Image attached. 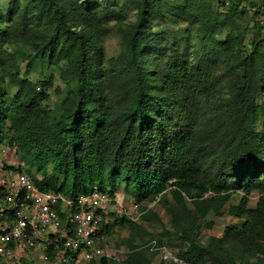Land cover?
I'll return each instance as SVG.
<instances>
[{"label":"trees","instance_id":"trees-1","mask_svg":"<svg viewBox=\"0 0 264 264\" xmlns=\"http://www.w3.org/2000/svg\"><path fill=\"white\" fill-rule=\"evenodd\" d=\"M219 5L214 0H22L0 33V46L6 41L21 47L28 72L56 70L63 97L58 111L50 110L43 90L50 78L34 83L9 57L8 67L0 66V145L15 149L28 173L41 177L36 183L42 190L73 197L97 185L114 197L122 183L148 220L160 218L144 204H167L163 195L172 188L177 197L169 211L181 210L188 220L179 221L186 240L177 245L180 260L249 264L244 255L250 251L256 257L252 264H264V131L255 130L257 99L264 95V33L246 44L241 28L264 0H228L220 5L223 10ZM126 10L134 11L133 22L123 21ZM158 18L186 23L185 32L198 42L196 61L174 49L167 60L150 59L151 25ZM112 28L121 50L103 60L99 44ZM223 31L224 38L217 37ZM8 84L15 88L11 94ZM237 191L243 196L227 213L244 221L228 230L226 240L240 239L243 251L225 249L215 238L198 242V221L210 212L220 214ZM253 192L258 198L249 208ZM115 222L133 224L125 216ZM155 255L130 246L121 264H152ZM108 261L102 257L100 264Z\"/></svg>","mask_w":264,"mask_h":264},{"label":"rangeland","instance_id":"rangeland-1","mask_svg":"<svg viewBox=\"0 0 264 264\" xmlns=\"http://www.w3.org/2000/svg\"><path fill=\"white\" fill-rule=\"evenodd\" d=\"M22 0H0V33H5L8 27L9 21L12 19V15L20 8ZM101 1V0H100ZM104 2H113L114 0H102ZM217 4L228 3V0H214ZM219 5V9L224 8ZM221 7V8H220ZM253 15L247 16L245 20L241 22V28L244 36V42L250 44L257 38L262 37L264 33V7L262 9H255ZM126 17L124 22H133L135 20L134 11L126 10ZM28 19H33V16L28 17ZM111 25L114 21L110 22ZM256 23L258 24L256 26ZM152 31L155 35V44L153 46V51L149 54L150 59L157 56H162L164 60L169 59L171 49H174L176 53L185 55L190 61H196L199 57L198 42L194 35L185 32L186 23L176 22L170 18L156 19L152 25ZM227 31H223L217 37L224 38ZM0 46V66L5 65L8 67V62L6 61L9 57L15 66L19 67V72L21 76H24L34 83L39 80L47 81L50 78V84L43 88V90L48 94L49 100L47 105L50 110L58 111L60 104L62 102L64 85L59 77L56 70L48 71L46 73L40 74L36 71H26L25 61L21 60L20 52H22L21 47L11 46L6 41ZM99 50L102 54L103 60H108L119 54L121 50V41L119 34L115 29H111L107 34L101 38L99 44ZM164 60L162 63H164ZM219 62V61H218ZM222 67H217L216 72H220ZM7 82L8 80L5 79ZM9 94L13 93L15 88L8 84ZM257 103L260 107L258 120L255 124V130L257 132L264 131V95L259 96ZM0 165L4 168H13L21 171L22 173L40 179L41 177L34 171L30 170L28 173V168L23 164V162L18 158L15 149H11L5 144L0 145ZM114 197L116 199V205L114 207V213L112 215L108 214L106 217L107 222L104 223V237L101 242L107 253L111 255L108 264H121L125 258L128 248L130 246L135 248L148 249L149 243L152 241H158L163 243V246L168 248L174 255L177 253V245H182L185 243V239L180 237L179 233V221L181 224H186V220L183 215V211H178L172 209L169 211L170 206L173 207L174 200L177 197V193L174 192L172 188L167 189L163 195V199L167 201V204H162L161 201L151 202L149 210L156 213L160 221H152L146 219L139 210L136 209V202L132 197H128L124 191V185L122 183L117 184V188L114 192ZM243 196L241 191L233 193L230 199L227 201L226 205L220 210V214L210 212L204 219L199 220L198 223L200 228L197 232V240L203 244H207L212 238L218 239L220 244L225 249L238 252L243 251L241 245V240L232 241L226 240L228 230L232 227H240L243 223V219H237L228 215L227 210L230 205H237ZM258 195L256 192L251 193L249 197L248 207L253 208L257 202ZM175 206V205H174ZM187 206L191 207L190 202L187 201ZM146 207V204H144ZM122 216H126L132 221V225L129 226H119L116 225V219ZM207 224H210L208 228ZM108 226V233L105 228ZM172 242V244H168ZM259 243V242H257ZM264 246V241L260 242ZM253 245V243H252ZM162 246V245H161ZM151 252V251H150ZM156 255L153 259L152 264H159L162 262L159 258V254L155 252ZM246 261L249 264L256 263V257L251 256V252L247 251L244 255ZM32 264H39V260L30 262ZM90 264H100L90 263Z\"/></svg>","mask_w":264,"mask_h":264},{"label":"built area","instance_id":"built-area-1","mask_svg":"<svg viewBox=\"0 0 264 264\" xmlns=\"http://www.w3.org/2000/svg\"><path fill=\"white\" fill-rule=\"evenodd\" d=\"M36 180L40 179L0 165V264L36 260L39 264H90L102 257L111 259L101 240L106 217L114 213L115 197L97 185L68 197L40 189ZM148 246L162 262L188 264L156 241Z\"/></svg>","mask_w":264,"mask_h":264}]
</instances>
